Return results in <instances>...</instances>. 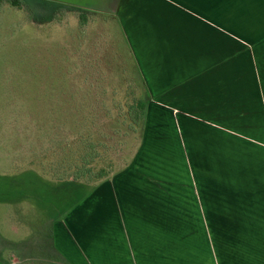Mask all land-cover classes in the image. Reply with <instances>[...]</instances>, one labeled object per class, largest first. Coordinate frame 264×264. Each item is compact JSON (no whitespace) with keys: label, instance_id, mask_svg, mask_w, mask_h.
Wrapping results in <instances>:
<instances>
[{"label":"rangeland","instance_id":"rangeland-1","mask_svg":"<svg viewBox=\"0 0 264 264\" xmlns=\"http://www.w3.org/2000/svg\"><path fill=\"white\" fill-rule=\"evenodd\" d=\"M16 1L20 6L0 0V264H67L51 247L53 222L70 214L92 188L132 160L142 127H130L127 107L146 91L119 15L111 13L117 0ZM80 12L86 14L85 21ZM214 64L223 70V62ZM232 103L218 110L240 115V109L233 108L238 102ZM150 153L156 156L154 174L168 173L169 183L160 186L167 188L171 206L176 207L178 199L180 213L185 205L179 229L196 233L181 238L183 245H170L169 264L198 259L208 264L213 255H225L212 252L213 246L220 251L226 244L264 241L263 236H231L226 230L225 216L230 214L225 204L232 198L227 193L235 190L237 179L220 176L212 166V205L205 206L186 188L194 182L190 159L184 162L188 152L146 155ZM200 153L196 166L206 164L208 173L205 153ZM84 167V175L77 178L78 168ZM257 184L260 187L258 179ZM259 192L264 195L261 187ZM253 197L241 188L236 194ZM253 212L252 205H244L243 218ZM196 244H201L200 253L190 255ZM118 255L117 261L129 264L134 253L122 249Z\"/></svg>","mask_w":264,"mask_h":264},{"label":"crops","instance_id":"crops-1","mask_svg":"<svg viewBox=\"0 0 264 264\" xmlns=\"http://www.w3.org/2000/svg\"><path fill=\"white\" fill-rule=\"evenodd\" d=\"M111 13L119 15L150 93L144 138L125 170L92 188L70 214L53 222L49 241L55 254L67 264H122L118 254L126 249L134 253L129 264H169L170 245H183L181 238L196 233L179 229L185 205L180 213L178 199L171 206L167 188L160 186L169 183L168 173L154 174L156 156L148 152H188L183 157L190 159L194 182L186 188L205 206L212 205V166L220 176L237 179L235 190L227 193L232 198L225 204L230 214L226 230L231 236L264 237V195L259 192L264 190V0H117ZM216 62H223V70L212 66ZM233 101L240 115L218 110ZM200 152L208 173L206 164L196 166ZM240 188L255 197L236 198ZM244 205H252L254 212L243 218ZM213 247L212 252L225 255L205 263L264 264V241L226 244L220 251ZM194 248L190 255L200 253L201 244Z\"/></svg>","mask_w":264,"mask_h":264},{"label":"trees","instance_id":"trees-1","mask_svg":"<svg viewBox=\"0 0 264 264\" xmlns=\"http://www.w3.org/2000/svg\"><path fill=\"white\" fill-rule=\"evenodd\" d=\"M8 2H10V4L12 6H14V7L20 6V4H17V1L16 0H10V1L8 0ZM80 13H81V19L83 21H85L86 20V17H87L86 14H84V12H80ZM120 28H122V27H120ZM122 32H123V30H122ZM127 45H128L129 50L131 51L128 41H127ZM132 58H133V56H132ZM133 60L135 62V65H137L134 58H133ZM136 67L138 68V75H140V78H143L142 73H141L139 67L138 66H136ZM142 84L145 86L146 96L139 97V98L137 97L127 107L128 114H129V125H130V127H135V126L142 127L141 141H140V144H139V146L137 148V151L134 153V156H133L132 160L129 162V164L126 167H124L123 169H121L120 171L116 172L114 175H117L118 173H120L123 170H125L133 162V160L137 156L138 150L140 149V146H141V144L143 142L144 132H145L146 123H147L148 110H149L150 93L147 90V87H146L144 78L142 79ZM130 129H132V128H130ZM78 169H79L80 172H77L76 173L75 176L77 178L83 176L84 173H85L84 172L85 167L84 168H81V169L78 168ZM114 175H112L111 177H113ZM100 177L101 178H105V175L100 174ZM111 177H108V175H107V178H105L104 180H102L99 184H101L102 182L110 179ZM218 225H220V224H218Z\"/></svg>","mask_w":264,"mask_h":264}]
</instances>
